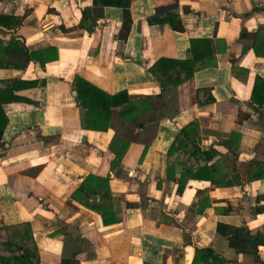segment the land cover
Wrapping results in <instances>:
<instances>
[{
  "label": "crops",
  "instance_id": "1",
  "mask_svg": "<svg viewBox=\"0 0 264 264\" xmlns=\"http://www.w3.org/2000/svg\"><path fill=\"white\" fill-rule=\"evenodd\" d=\"M91 5L0 0V14L21 18L16 34L29 51H58L44 66L0 67V80L24 84L7 92L17 99L2 104L8 124L0 139V255H12L6 239L31 234L37 264H194L196 248L212 249L222 264H264L263 244L255 253L252 243L230 244L238 232L261 229L264 237V212H255L264 204V178H250L251 161L264 163V104L251 102L255 78L264 79V0H131L125 40L118 38V7L105 6L91 33L77 28L81 9ZM172 10L183 31L148 21ZM8 31L0 26V37L9 40ZM76 75L110 94L126 90L150 108L137 122L112 115L107 130L88 129ZM240 113L247 117L238 120ZM194 120L214 179L179 183L185 156L169 159L167 151ZM116 134L128 146L114 171L109 145ZM90 173H109L112 224L71 197ZM226 174H239L238 183L224 185L234 178Z\"/></svg>",
  "mask_w": 264,
  "mask_h": 264
},
{
  "label": "trees",
  "instance_id": "2",
  "mask_svg": "<svg viewBox=\"0 0 264 264\" xmlns=\"http://www.w3.org/2000/svg\"><path fill=\"white\" fill-rule=\"evenodd\" d=\"M131 0H92V5L81 9L80 21L77 28L85 29L91 33L96 25V20L103 16V8L105 6H114L122 10V27L118 34V38L125 40L128 37L130 26L132 23L130 14ZM166 21L170 24L171 28L175 31H183L181 18L176 10L167 11L152 17H148V21L153 23L155 21ZM21 18L13 15L0 14V26L5 27L11 32L10 39L6 40L0 37V67H19L22 66L20 62L26 64L30 61H37L42 66L47 62L56 60L58 51L55 47H45L42 49L29 51L24 42L17 38L16 28L20 25ZM64 30H69L62 27ZM241 36L255 37V34L246 33L242 31ZM10 52V57L4 60V55ZM173 62V61H170ZM162 63H166V59L158 60L150 70L154 71V67H159ZM25 64V65H26ZM156 78L160 77L156 74ZM161 81V80H160ZM73 89L76 91L77 107L81 115L82 125L88 129L94 130H107L112 115H118L122 120L129 122H137L140 114L146 112L150 108V104L145 101H132L126 90L110 94L102 89L94 86L92 83L86 81L84 78L76 75L72 82ZM24 84L18 80H0V139L2 138L5 128L8 124V118L2 109V104L5 101L15 100L18 97L9 95L7 92L17 88L23 87ZM165 89V85L161 81V90ZM251 102L262 106L264 104V79L256 77L251 94ZM247 115L239 114L238 120L246 118ZM236 134L233 133L232 137ZM200 137L198 122L196 120L190 121L187 125L183 126L177 137L171 143L167 151L169 159L174 154L182 153L185 159H178V163L182 165L183 171L179 177V183H185L189 178L191 179H214L212 172L213 165H207V161L211 158V154L207 156L206 152L201 151L198 146V139ZM128 142L122 139L119 135H114L109 147L114 155L110 160V168L114 170L119 167L122 155L126 151ZM254 168L252 169L250 178H264V163L259 161H251ZM167 170H174V163H168ZM232 174H226L229 177ZM169 176V174H168ZM234 176L233 180L226 179L222 183L224 185L238 183L240 175ZM174 178V176H172ZM110 176L109 173L105 175L88 174L80 183V185L73 191L71 197L84 206L98 212L105 225L116 222V216L112 206V196L109 186ZM255 212H264V204L258 205ZM24 226L29 227L26 223ZM12 229L16 226L10 227ZM29 229V228H27ZM264 229V227H262ZM239 231V230H238ZM261 229L256 233L252 231H245L237 235L235 241L231 240L230 244L238 248V243H252L254 252L258 245H264V237L260 234ZM19 236V235H18ZM11 247V257L0 255V264H37L39 256L37 248L33 242L31 234L29 237L19 236L17 240L6 239L4 242ZM30 243V245H29ZM33 245V249L31 248ZM215 261L217 264H222L223 261L214 254L210 248H196L194 264L204 263L208 261ZM60 264H79L75 259H62Z\"/></svg>",
  "mask_w": 264,
  "mask_h": 264
},
{
  "label": "water",
  "instance_id": "3",
  "mask_svg": "<svg viewBox=\"0 0 264 264\" xmlns=\"http://www.w3.org/2000/svg\"><path fill=\"white\" fill-rule=\"evenodd\" d=\"M73 93L75 94V91H73Z\"/></svg>",
  "mask_w": 264,
  "mask_h": 264
}]
</instances>
